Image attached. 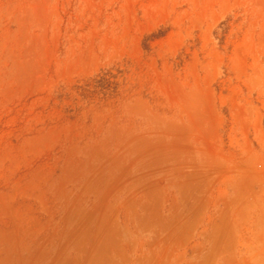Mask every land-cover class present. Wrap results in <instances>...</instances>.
I'll list each match as a JSON object with an SVG mask.
<instances>
[{"label": "rangeland", "instance_id": "1", "mask_svg": "<svg viewBox=\"0 0 264 264\" xmlns=\"http://www.w3.org/2000/svg\"><path fill=\"white\" fill-rule=\"evenodd\" d=\"M0 264H264V0H0Z\"/></svg>", "mask_w": 264, "mask_h": 264}]
</instances>
